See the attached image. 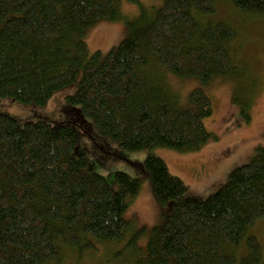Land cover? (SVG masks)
<instances>
[{"label": "trees", "instance_id": "obj_1", "mask_svg": "<svg viewBox=\"0 0 264 264\" xmlns=\"http://www.w3.org/2000/svg\"><path fill=\"white\" fill-rule=\"evenodd\" d=\"M221 1L240 15L264 18V0H163L153 16L130 22L131 34L104 55L91 53L83 38L99 20L119 18V0H0V98L44 105L79 79L67 97L81 107L78 119L93 120L123 149L198 151L213 136L205 126L212 101L197 89L181 103L168 76L208 84L245 75L234 52L240 31L211 18ZM233 100L249 122L252 95ZM77 143L71 125L22 126L0 111V264H58L63 250L95 241L126 242L137 251L144 230L128 240L124 214L140 181L117 172L114 192L103 176L85 171L84 156L74 154ZM143 168L157 202H173V210L152 230L139 264H264V247L250 234L264 217V147L207 200L187 196L156 154ZM242 244L246 251L237 258Z\"/></svg>", "mask_w": 264, "mask_h": 264}, {"label": "rangeland", "instance_id": "obj_2", "mask_svg": "<svg viewBox=\"0 0 264 264\" xmlns=\"http://www.w3.org/2000/svg\"><path fill=\"white\" fill-rule=\"evenodd\" d=\"M163 5V0H119L116 5L118 19L104 18L90 27L84 41L91 53L101 51L107 55L131 34L130 22L140 19L143 13L153 16ZM233 23L240 31L237 59L243 61V76L229 78L217 76L208 84L197 79H180L168 76L172 93L183 104L189 103L190 94L201 89L213 104V114L205 119V126L212 138L198 151L181 152L171 148L145 147L128 151L119 141L102 135L93 120L78 119L81 107L71 104L67 97L79 88V79L54 92L44 105L24 104L11 98H0V111L16 117L22 126L28 121H46L54 127L71 125L77 133L76 157L84 156L86 170H94L103 176L114 192L119 191L115 173L123 172L141 183V192L124 214L129 222L127 238L144 230L136 241V250H128L126 242L107 245L93 242L92 247L63 250L58 264H139L144 262L146 247L155 227L162 226L172 213L173 202L160 205L153 191V184L143 163L150 153L162 158L173 177L180 178L187 188V196L207 200L217 193L229 180L236 168L248 164L259 148L264 147V18L235 13L226 2H219L211 17ZM236 42L234 43V45ZM80 73V78H81ZM177 93H176V92ZM241 98L252 95V118L248 122L241 114ZM78 119V120H77ZM250 234L255 235L264 247V217L256 222ZM127 240V241H128ZM245 245L237 250V258L245 253Z\"/></svg>", "mask_w": 264, "mask_h": 264}]
</instances>
